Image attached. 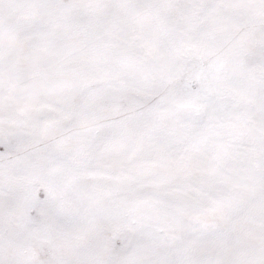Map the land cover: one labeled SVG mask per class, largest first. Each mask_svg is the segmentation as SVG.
Masks as SVG:
<instances>
[{
	"label": "snow or ice",
	"instance_id": "1",
	"mask_svg": "<svg viewBox=\"0 0 264 264\" xmlns=\"http://www.w3.org/2000/svg\"><path fill=\"white\" fill-rule=\"evenodd\" d=\"M0 264H264V0H0Z\"/></svg>",
	"mask_w": 264,
	"mask_h": 264
}]
</instances>
